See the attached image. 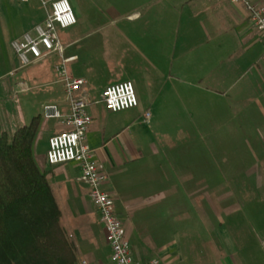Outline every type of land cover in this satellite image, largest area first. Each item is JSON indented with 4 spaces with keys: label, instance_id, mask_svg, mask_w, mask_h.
<instances>
[{
    "label": "crops",
    "instance_id": "obj_1",
    "mask_svg": "<svg viewBox=\"0 0 264 264\" xmlns=\"http://www.w3.org/2000/svg\"><path fill=\"white\" fill-rule=\"evenodd\" d=\"M69 1L76 23L58 29L62 57L67 60L65 70L72 78L85 81L78 93L90 102L87 112L91 122L86 130L85 142L91 150L92 159L103 167L106 178L102 189L114 199V210L125 228L131 255L138 264H149L153 260L158 264H193L188 241L192 238L189 225L194 209L200 208V204L195 205V202L199 199L200 203L206 196L216 211L217 207L211 196L203 191L205 186H209L208 181L199 179L190 182L181 174L179 180L172 179L170 172H167L172 171V157L168 156L171 149L166 145L157 147L153 144L145 128L149 121L155 122L164 112L160 107L175 105L176 98L162 99L149 94L143 96L137 82L143 81L147 91L152 89L155 79L153 71L155 74L160 73L161 61L169 58V81L173 79L174 83L169 84L167 81L168 87H175V81L183 82L186 78L192 89L208 90L206 84L210 80V72L217 75L214 81H219V67L224 65L226 56L215 60L210 67L207 45L220 37H233L237 45L235 50L238 51L233 85L237 90L238 102L247 107L242 121L254 123L251 136H264V130L258 126L259 121L264 123V46L251 26L244 6L230 0ZM253 2L264 4V0ZM44 17L45 12L36 22L19 30L13 37H0V133L8 134L11 118L8 93L12 90L18 94L45 88V93L52 96L41 102L37 111V108L32 110L25 103L22 105L23 100L13 98V132L17 127L27 124L33 116L42 115L45 105H56L63 115L69 112L65 95H56L59 90L64 94L63 77L55 70L57 64L51 69L42 65L49 58L54 63L61 58L51 53L25 68L20 65L11 48L13 39L31 31ZM163 37L183 39L180 43L176 39L171 49ZM87 39L98 43L87 47ZM106 40L107 48H100ZM217 50H220L219 46ZM105 69L112 70L116 80L131 81L135 85L136 107L110 112L102 99L98 102L88 97L86 84L91 75ZM228 71L233 73L232 70ZM222 72L221 78L225 81V72ZM8 76H13V81ZM49 120L55 123L42 128L44 133H37L36 136L38 143L40 140L45 141L46 150L42 153L45 162L48 138L66 130L62 121ZM163 137L169 138L167 135ZM163 153L166 154L167 164L163 163ZM246 154L250 162L244 169L241 168L242 172L237 175L234 185L252 187L254 194L246 195L239 190L233 202L228 191L215 194L218 208L223 210L221 213L227 215L233 212L234 242L226 243L221 235L216 236L217 253L211 257L209 252H202V264H260L254 255H242V251L248 250L252 241L260 242L264 235V139L260 144L256 141ZM47 166H51L52 170ZM49 170L58 172L62 187L60 194L53 182L54 178L51 180L47 176ZM163 170H166L165 176L161 174ZM182 170H186V167L183 166ZM42 171L46 173L56 194L61 209V223L66 209L70 226H62L75 244L78 264H114L110 259V247L105 240L104 229L99 241L92 228L88 203L73 185V179L82 182L80 166L73 162L46 165ZM224 182L226 178H223ZM195 193L202 195L195 196ZM245 213L250 217L249 229L254 237L242 245ZM217 214L219 225L223 227L225 219L218 211Z\"/></svg>",
    "mask_w": 264,
    "mask_h": 264
},
{
    "label": "rangeland",
    "instance_id": "obj_2",
    "mask_svg": "<svg viewBox=\"0 0 264 264\" xmlns=\"http://www.w3.org/2000/svg\"><path fill=\"white\" fill-rule=\"evenodd\" d=\"M44 1L46 2V7L49 8L53 0ZM44 12L45 7L41 0H27L26 2H21L19 0H0V37L4 39L13 37L19 30H23L28 25L36 22L41 15H44ZM176 39L180 43L183 38L163 37V41L168 42L171 49H173L172 45ZM97 43L96 41L93 42L92 39H87L85 45L90 47L92 45H97ZM107 46L108 41L106 40L100 48L106 49ZM218 46L220 47L219 51L217 50ZM207 49L209 51L210 67L213 66L215 60H219V58L224 59V56H226L224 65L221 64L219 67L220 80L214 81L217 75H212L213 73L210 72V80L206 84L208 90L192 89L189 84V79L186 78L183 82L175 81V87H168L167 81L169 84L174 83L173 79L169 81L168 68L170 69L171 67L169 58H165L161 61L160 73L155 74L153 71L155 79L151 86L152 89L147 91V88H144L145 83L143 81L137 82L138 85H140L142 93H144L143 96L149 94L152 97L162 99L176 98L177 103L175 105L170 106V104H168L160 107L164 112L160 114L161 116H158L159 118L155 120V122L149 121V123L145 125V128L148 130L153 144L157 147L166 145L171 149V154L169 152L168 156L172 157V162L170 163L172 171L169 170L167 172H170L172 179L179 180L181 174V176L185 175V178L190 179V182L199 179L208 181L209 186H205L203 191L211 196V200H213L214 206L217 207L218 213L225 219V224L221 227L222 225H219L218 222L217 211L212 204H210L206 196L200 203L198 202L200 201L199 199L195 202V205L200 204V208L194 209L193 218L191 219L192 222L189 225L191 230L190 236L192 238L188 241V245L191 249L189 252L193 264H202L204 259L202 258V252H209L211 257L215 255V252L217 253L218 244L217 240H215L216 236L219 237L221 235L226 243L227 241H231V243L234 242L232 232L234 223L233 212L231 211V213L227 215L226 213H221L223 210L218 208L215 197L218 192L228 191L231 194L230 199L233 202L234 196L237 191L239 193V190H242L246 195L254 194L251 191L252 187H237L234 185V180L237 178V175L242 172L240 171L241 168L244 169L250 162L249 156L246 154L248 149L255 146L256 141L260 144L264 139L263 135H260V137H256V134L251 136V133H254L251 131V126L253 129L254 123L242 121L247 107L240 105L238 102L237 90L233 85L238 57V51H236L237 45L234 38L220 37L216 41L209 43ZM230 52L232 53L231 55H229ZM54 62L55 61L49 58L45 60L42 65L51 69L54 64L59 65L61 60L59 59L56 60V63ZM79 66L82 68L81 64ZM28 67L30 66H25V68ZM147 68L150 70L149 66H147ZM228 70H232L233 73H230ZM222 71L225 72V81L221 78V76H223ZM8 77L9 80L13 81V76ZM121 81L122 80L115 79L112 70H100V72L93 76L91 75V79H89V82L86 84L88 97L94 101L100 102L102 99L101 88ZM8 94L10 95L9 104L11 108V118L7 128L9 136L13 133V98L23 100L22 105L25 103L28 108L31 107L32 110L33 108H37L36 111L39 110L38 106L41 102H44L47 98H52L51 95L45 93V88H40L37 91H29L27 93L18 92V94H14L12 90ZM56 95L59 97L64 96L60 90ZM1 120L2 118L0 116V122ZM53 123H55V121L44 120L43 118L38 135L44 133L42 128L45 129ZM258 126L262 131L264 130L263 122L260 123L259 121ZM260 129L258 131H260ZM163 135H167L169 138H164ZM38 141L39 139H36L34 144V158L39 169L43 170L46 165H49L42 156V153L46 150V144L45 141L40 140L39 143ZM39 154L42 157L38 156ZM165 155L164 153L162 154L163 163L167 164ZM183 166L186 167V170H182ZM47 167L51 169V166ZM51 170L48 171L49 173H47V176H49L51 180L54 178L53 182H55V187L60 194L62 187L59 182L58 172ZM71 171L74 172L75 170ZM165 173L166 170L161 171L163 176H165ZM223 178H226V182L224 183ZM73 185L75 190L85 197L90 209L89 217H91L92 228L96 232V238L101 241L103 225L90 199L89 188L82 182H75L74 179ZM179 189H182V187L179 186ZM199 195L201 196L202 193H195V196ZM243 217L246 219L242 222V227L245 229V232L241 234L242 245L244 243H249L251 238L254 237L249 229L250 217L247 216L246 213L243 214ZM62 224L66 228L70 226V224H68L66 209H64ZM262 236L264 238V235ZM263 238L260 242L258 240L252 241L251 247H249L248 250L242 251V255H254L260 264H264Z\"/></svg>",
    "mask_w": 264,
    "mask_h": 264
},
{
    "label": "built area",
    "instance_id": "obj_3",
    "mask_svg": "<svg viewBox=\"0 0 264 264\" xmlns=\"http://www.w3.org/2000/svg\"><path fill=\"white\" fill-rule=\"evenodd\" d=\"M26 2L27 0H20ZM45 7V17L31 31H26L11 41V48L22 67L36 63L51 53L61 58L55 70L63 77L64 95L69 105L65 115L54 104L42 109L44 119L60 120L66 130L52 134L48 138L46 161L49 165L73 162L80 166V180L89 188V195L103 225L105 240L110 247V259L114 264H138L134 261L125 228L114 210V199L102 189L105 174L101 164L92 159V153L85 142V134L91 122L87 112L88 98L78 95L84 80L67 75L62 57L63 48L57 30L76 23V16L69 0H53ZM244 6L251 26L256 30L264 46V4L253 0H230ZM102 102L110 112H119L137 106L138 100L131 81H121L106 86L102 92ZM85 264V263H84ZM149 264H158L156 260Z\"/></svg>",
    "mask_w": 264,
    "mask_h": 264
},
{
    "label": "trees",
    "instance_id": "obj_4",
    "mask_svg": "<svg viewBox=\"0 0 264 264\" xmlns=\"http://www.w3.org/2000/svg\"><path fill=\"white\" fill-rule=\"evenodd\" d=\"M42 119L0 133V264H78L54 189L34 158Z\"/></svg>",
    "mask_w": 264,
    "mask_h": 264
}]
</instances>
